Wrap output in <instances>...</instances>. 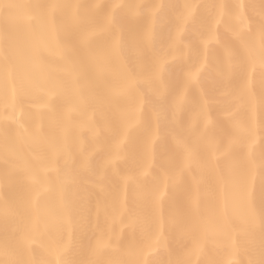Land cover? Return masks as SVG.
Segmentation results:
<instances>
[{
  "label": "bare ground",
  "instance_id": "bare-ground-1",
  "mask_svg": "<svg viewBox=\"0 0 264 264\" xmlns=\"http://www.w3.org/2000/svg\"><path fill=\"white\" fill-rule=\"evenodd\" d=\"M0 264H264V0H0Z\"/></svg>",
  "mask_w": 264,
  "mask_h": 264
}]
</instances>
